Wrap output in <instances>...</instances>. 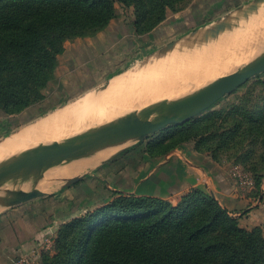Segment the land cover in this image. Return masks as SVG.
I'll return each mask as SVG.
<instances>
[{
    "label": "trees",
    "instance_id": "trees-1",
    "mask_svg": "<svg viewBox=\"0 0 264 264\" xmlns=\"http://www.w3.org/2000/svg\"><path fill=\"white\" fill-rule=\"evenodd\" d=\"M188 1L0 0V109L14 114L38 102L65 43L104 29L117 3L133 8L138 33H146ZM250 101L163 130L149 143V155H168L187 142L215 160L230 152L245 166L251 163L260 189L264 97ZM42 264H264V230L242 228L215 196L200 189L176 205L122 196L63 225L56 253L44 255Z\"/></svg>",
    "mask_w": 264,
    "mask_h": 264
},
{
    "label": "rangeland",
    "instance_id": "rangeland-1",
    "mask_svg": "<svg viewBox=\"0 0 264 264\" xmlns=\"http://www.w3.org/2000/svg\"><path fill=\"white\" fill-rule=\"evenodd\" d=\"M250 1L252 0H189L178 11L168 10L166 19L146 33H138L133 8H129L122 3H117L116 16L104 29L92 36L70 39L65 43V51L58 57V66L54 72V78L47 84L42 92V98L38 102L14 114L6 113L0 109V142L71 103H79L90 114L96 115L99 109L102 110V106L100 107V104H98V99L89 100V98L97 94H104L111 81L117 76L130 73V78L134 82H132L128 91L130 92V89H133L135 93L144 89L153 78L172 76L184 68L192 69L196 67L201 68L202 66L203 70L201 74H204L207 69L212 70V73L210 72L211 75L209 71H206L200 81L191 86L187 91L174 96L164 97L163 101L191 92L235 72L264 54V34L262 35L260 45L255 44V47L251 46L254 40L252 38H257L258 32L260 34L261 31L264 33V2L260 5L258 14L241 23L237 28L213 40L200 42L192 38L190 33L226 16L231 11ZM244 39L246 43L244 42L242 45ZM177 41L178 43L173 48L168 51L164 50L166 46ZM202 52L204 53L202 54ZM196 53H201V57L198 59L189 58ZM242 53L250 55L245 59L240 55ZM232 55L235 58L224 67V60L227 56V58H231ZM222 65L224 68L223 72L220 73ZM260 80H264V73L253 77L235 92L224 96L197 118L211 110L228 111L233 106L241 104L246 98L251 100L250 103H260L261 98L264 97V84ZM111 95L118 101L123 96V93L115 94L111 92L107 94L104 101L108 104L114 102ZM135 111L136 109L132 110L129 114ZM129 114L114 119H104L102 122L93 123L90 125V128L125 118ZM162 132L160 131L137 143L117 148L110 155L115 154L123 148L127 149L119 155L123 156L121 159L124 156L127 158V154L132 156V152L134 151L135 155H140L142 152L149 154V143L162 136ZM187 145H192L194 151L198 152L193 142H187L177 146L170 153L182 147L185 148ZM203 154L211 156L209 153ZM152 157L162 159V154ZM138 158L140 157L138 156ZM213 160L219 165V172L223 177L219 180L221 182L219 186L220 193H228L227 195L234 198L241 199L244 197L243 206L241 205L243 208L232 209L233 206L226 208L238 219L242 228L250 231L259 227L264 230V178L260 189H257L255 175L249 168L251 163L245 166L241 162H238L230 152H224L219 159ZM142 163V160L127 161V159H122V161L118 162L119 166H121L119 171H126L129 166L142 165ZM98 165H100L98 162L93 164V166L83 171V173L90 170L93 171ZM83 173H80L82 179L84 178ZM91 181L93 182L88 186L84 185L80 189L77 186L75 190H72L70 197H65L64 203L63 195H58V199L54 202V209L58 211L57 209H61L63 204L65 207L70 206L71 213L79 211L80 215L76 217L79 218L85 213L96 211L122 196L148 197L138 196L127 190H114L106 184L107 179L104 178L97 179L93 177ZM59 183L55 184V188L51 192L58 190ZM74 184H71V186ZM193 189H200L217 198L216 194L207 188L194 187L191 190ZM48 194L46 193L42 197L31 200L33 202L37 200L42 201V205L37 204L34 207L41 208L45 204ZM184 195L173 200L162 197L157 198L176 205ZM110 197L111 199L108 200ZM218 200L223 204L220 199ZM99 203L101 204L97 205ZM25 205L26 203L19 205L18 208ZM72 215L74 214H70V216ZM76 218L64 221L65 223H62L59 227L57 226L58 228L55 231L53 230V233L48 234L43 239V249L40 248L39 257L35 258L34 264H42L44 255H54L56 253V240L59 231L63 225Z\"/></svg>",
    "mask_w": 264,
    "mask_h": 264
},
{
    "label": "water",
    "instance_id": "water-1",
    "mask_svg": "<svg viewBox=\"0 0 264 264\" xmlns=\"http://www.w3.org/2000/svg\"><path fill=\"white\" fill-rule=\"evenodd\" d=\"M263 2L264 0H252L207 26L193 31L190 36L202 42L224 35L258 14ZM177 43L178 41L166 46L164 50H170ZM262 73L264 54L225 77L181 96L163 100L141 113L135 111L125 118L96 125L85 132L40 143L30 148L0 167V210L14 208L46 194L42 190L29 192L16 190L28 175L40 181L45 178L48 171L64 169L94 156L99 151L125 147L172 126L184 125ZM126 149L102 158L98 163L110 162ZM80 179L81 176L68 181L67 185L74 184Z\"/></svg>",
    "mask_w": 264,
    "mask_h": 264
},
{
    "label": "crops",
    "instance_id": "crops-1",
    "mask_svg": "<svg viewBox=\"0 0 264 264\" xmlns=\"http://www.w3.org/2000/svg\"><path fill=\"white\" fill-rule=\"evenodd\" d=\"M185 148L164 155L162 159L154 158L146 152L135 155L134 151L132 156L127 154V158L124 156L122 159L142 160L143 163L129 166L126 171H119L121 166L118 162L122 161L123 156H118L110 162L98 165L93 171L83 173L84 178L72 186L67 185V182H60L56 192H45L49 194L41 208L34 207L37 204L42 205V201L37 200L26 202V205L20 208L16 206L0 210V264H16L23 257L30 258L34 264L35 258L39 257L43 239L65 223L64 221L80 215L79 211L71 213L70 206L65 207L64 204L56 211L54 202L58 199V195H63L64 203L65 197H70L72 190L77 186L80 189L84 185H90L93 177L107 179L106 184L114 190H127L138 196L162 197L170 200L181 197L194 187L207 188L216 194L225 207L243 208L244 197L240 199L227 195L228 193H220L219 180L223 177L217 162L208 154L194 151L192 145H187ZM225 183L229 186L227 182ZM110 199L111 197L108 200ZM70 214L74 215L70 216Z\"/></svg>",
    "mask_w": 264,
    "mask_h": 264
},
{
    "label": "bare ground",
    "instance_id": "bare-ground-1",
    "mask_svg": "<svg viewBox=\"0 0 264 264\" xmlns=\"http://www.w3.org/2000/svg\"><path fill=\"white\" fill-rule=\"evenodd\" d=\"M259 34L260 32H258L257 38H252L254 39L251 45L252 47H255V44L260 45V42L262 41L261 38L264 33L261 31V34ZM244 42L245 39L242 45ZM197 51L199 52V50ZM203 53L204 52H202V54ZM202 54L196 53L189 58L198 59ZM240 55L246 59L250 54L242 53ZM227 57L224 60V67L228 64V62L235 58L234 55H232L231 58ZM214 64H216V62H214ZM224 67L222 65L220 73L223 72ZM202 70V66L201 68H184L172 76L153 78L151 82H149L148 85L144 87V89L135 93L133 92V89H130V92L128 91L130 85L132 82H134V80L130 78V73L119 77L117 76L111 81L104 94H97L89 98V100L98 99V104H100V107L102 106V110L99 109V111L96 113L97 116L90 114V112L85 110V108H82L79 103H71L63 109L58 110L45 118L41 117L42 119L40 121L38 120L36 123L19 130L10 138L0 142V167L14 158L21 156L38 143H47L53 140L67 138L75 134L85 132L86 129H89L90 125L93 123L102 122L104 119L109 120L127 115L134 109H136V112L141 113L146 109L157 105L164 97L174 96L185 92L191 86L197 84L206 71H209L210 75L212 73V70L207 69L205 70L204 74H201ZM111 92L115 94L123 93V96H121L120 99L116 101L115 97L111 95L114 99V102L112 104H108L104 100L107 94ZM124 93H126V95H124ZM54 136L56 137L52 138ZM112 151L113 149L102 150L96 153L94 156L78 161L64 169L52 172L48 171L45 175V178L40 181H36L34 180L36 177L28 175L26 179L20 184V186L16 188V190L21 192H29L32 190L51 192L55 188V184H58L59 182H68L80 177V173L86 171L89 167L93 166V164L97 163L102 158L109 156Z\"/></svg>",
    "mask_w": 264,
    "mask_h": 264
},
{
    "label": "built area",
    "instance_id": "built-area-1",
    "mask_svg": "<svg viewBox=\"0 0 264 264\" xmlns=\"http://www.w3.org/2000/svg\"><path fill=\"white\" fill-rule=\"evenodd\" d=\"M41 248L43 249L42 246H41ZM16 264H33V262L30 258L23 257V258L19 259Z\"/></svg>",
    "mask_w": 264,
    "mask_h": 264
}]
</instances>
